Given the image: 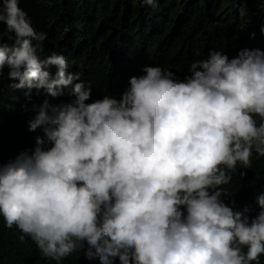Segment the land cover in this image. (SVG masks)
Returning <instances> with one entry per match:
<instances>
[{
  "label": "clouds",
  "instance_id": "1",
  "mask_svg": "<svg viewBox=\"0 0 264 264\" xmlns=\"http://www.w3.org/2000/svg\"><path fill=\"white\" fill-rule=\"evenodd\" d=\"M19 3L0 0V108L17 129L0 141L5 226L56 264L83 243L100 264H260L264 192L250 209L233 201L239 168L264 156V50L209 49L181 73L145 65L97 94ZM159 22L145 28L161 35Z\"/></svg>",
  "mask_w": 264,
  "mask_h": 264
},
{
  "label": "trees",
  "instance_id": "2",
  "mask_svg": "<svg viewBox=\"0 0 264 264\" xmlns=\"http://www.w3.org/2000/svg\"><path fill=\"white\" fill-rule=\"evenodd\" d=\"M19 1L32 25L46 34L43 49H58V54L80 70V79L88 80L97 94L114 95V88L120 91L131 76L142 75L145 65H160L181 73L193 62L205 59L209 49L227 53L229 58L244 48L264 50L260 28L251 34L255 24L260 27L264 23L260 20L264 0H258L262 10L254 8L252 0H156L155 9L143 0ZM230 4H234L231 12L227 10ZM156 15H160L157 28L161 35L145 28ZM170 37L174 42L168 40ZM16 131L13 119L2 106L0 141L12 138ZM240 170L242 194L233 204L250 209L252 194L264 192V156L253 154L250 165ZM226 197L229 199L228 194ZM258 212L252 209L247 215L251 218ZM83 247L84 243L60 264H100L98 258L86 259ZM0 264L56 262L42 256L29 236L15 225L6 227L0 217ZM115 264H119L117 260ZM260 264H264V255L260 256Z\"/></svg>",
  "mask_w": 264,
  "mask_h": 264
}]
</instances>
